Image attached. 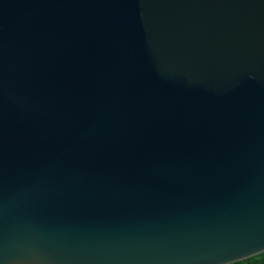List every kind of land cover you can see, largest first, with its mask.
<instances>
[{"label":"water","instance_id":"1","mask_svg":"<svg viewBox=\"0 0 264 264\" xmlns=\"http://www.w3.org/2000/svg\"><path fill=\"white\" fill-rule=\"evenodd\" d=\"M262 251L264 0H0V264Z\"/></svg>","mask_w":264,"mask_h":264},{"label":"trees","instance_id":"2","mask_svg":"<svg viewBox=\"0 0 264 264\" xmlns=\"http://www.w3.org/2000/svg\"><path fill=\"white\" fill-rule=\"evenodd\" d=\"M228 264H264V251Z\"/></svg>","mask_w":264,"mask_h":264},{"label":"snow or ice","instance_id":"3","mask_svg":"<svg viewBox=\"0 0 264 264\" xmlns=\"http://www.w3.org/2000/svg\"><path fill=\"white\" fill-rule=\"evenodd\" d=\"M236 259H240L239 257H237V258H234V260H236Z\"/></svg>","mask_w":264,"mask_h":264}]
</instances>
